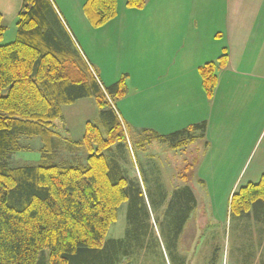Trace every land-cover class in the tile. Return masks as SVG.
Wrapping results in <instances>:
<instances>
[{
    "label": "trees",
    "instance_id": "1",
    "mask_svg": "<svg viewBox=\"0 0 264 264\" xmlns=\"http://www.w3.org/2000/svg\"><path fill=\"white\" fill-rule=\"evenodd\" d=\"M147 0H126L143 8ZM88 21L101 26L117 14V0H85ZM0 15V39L4 33ZM16 37L0 43V264H116L120 254L141 248L147 230L138 184L106 153L125 140L111 107L128 92L125 78L100 86L86 69L73 38L51 0H22ZM82 62L84 60H81ZM228 62L224 47L215 61L198 67L208 98L217 72ZM85 67V68H84ZM93 98L99 121H86L82 136L61 139L62 107ZM203 137L205 123L158 134L145 131L139 143L158 141L180 148ZM36 150L35 161L12 165L14 154ZM84 155H80V153ZM164 232L175 237L195 203L187 185L176 190ZM130 230L122 242L106 238L123 202ZM231 215L264 221V174L230 195Z\"/></svg>",
    "mask_w": 264,
    "mask_h": 264
},
{
    "label": "rangeland",
    "instance_id": "2",
    "mask_svg": "<svg viewBox=\"0 0 264 264\" xmlns=\"http://www.w3.org/2000/svg\"><path fill=\"white\" fill-rule=\"evenodd\" d=\"M220 1L222 0L216 1L213 14L204 21L211 32H218L220 29L223 32L227 17L231 15V11L225 14V0ZM51 2L74 44L78 46L79 37L87 43L97 35L98 43L92 47L93 50L87 46V54L83 49L81 51L92 68H97L96 71L100 72L105 85L122 77L129 87L133 86V82L137 83L136 80L132 81V77L143 72L142 65L138 64L143 60L141 47L148 39L141 30L146 32V29H150L142 18L151 19L150 8L132 9L126 5V0H117V17L124 22L113 25L108 30L103 25H92L78 7L77 0ZM250 12V9H244L245 14ZM261 17L264 18L262 15ZM130 19L136 20L129 21ZM259 26H255V32L249 38L241 59L239 51L232 49V63L224 70H218V80L222 83L215 90L214 99L208 101L207 118H200V113H193L176 124L175 127H180L178 125L206 119L205 135L201 137L200 132L195 131L197 137L194 142L180 148L172 147L168 142L140 144L139 137L143 132L139 127H142V120L134 109L133 102H128L129 97L115 100L117 116L124 126L126 136L125 140L111 146L110 152L106 154L120 165L124 174L138 184L143 206L147 210L142 226L147 229L151 224V237L148 241L137 250L133 247V252L129 255L120 254L116 264H242L240 246L245 239L244 226L249 218L239 219L231 215L229 202L232 192L247 183H257L264 174V39H260L263 34L259 32V28L257 31ZM249 27L247 25V29ZM12 30L14 27L4 31L0 43H8L14 39L15 30ZM153 33L157 34L156 29ZM103 34L107 35L102 37ZM247 36V31L245 34L241 33V38L245 39ZM226 51L228 54V47ZM81 60L83 65L84 61ZM86 70L93 75L92 70ZM120 72L122 73L119 74ZM125 73L129 78L127 76L126 79ZM62 114L64 122L57 120L59 123L56 127L62 135L69 132L65 137L73 140L82 136L86 121L95 122L98 119L93 98L79 99L64 105ZM132 122L138 125L135 126L138 130L133 128ZM127 128L130 129V136ZM80 155L84 153L81 152ZM37 157L36 150L16 153L11 164L33 162ZM185 185L192 189L196 199L192 205L193 212L189 211L186 227L194 228L195 219L199 216L197 223L200 233L196 241L190 233L184 235L183 240H180L181 245L179 244L183 249H178L180 253L176 258L172 249L165 244H158L164 237L160 205L167 203L160 201L163 194L168 199L175 197H171L174 191ZM128 205V201L120 205L106 238L123 237L130 230V223L127 221ZM198 244V253L194 255Z\"/></svg>",
    "mask_w": 264,
    "mask_h": 264
},
{
    "label": "crops",
    "instance_id": "3",
    "mask_svg": "<svg viewBox=\"0 0 264 264\" xmlns=\"http://www.w3.org/2000/svg\"><path fill=\"white\" fill-rule=\"evenodd\" d=\"M84 1L77 0L76 2L82 10ZM216 1L147 0L143 10L150 8L152 16L151 19H146V17L142 18L150 28L146 29V32L141 30L144 33L143 35L148 37L141 47L143 60L138 64L142 65L143 72L142 74L136 73L135 77H132V81L136 80L137 82L136 84L133 82L132 87L134 90H132L131 86L129 87L126 81L128 92L121 98L129 97L128 102H133V107L139 113L140 120H142V127H139L141 132L154 131L158 134L165 135L189 127L200 121L205 123L206 131V119L175 127L180 120L184 117L189 118L193 113H200L202 116L200 118H207V114H209L208 101L214 99L215 90L222 83L219 80L217 81L213 96L208 98L201 86L198 67L206 62L215 61L222 53L223 47H228V62L224 68H221V70H224L232 63V49L239 51L240 59L244 55L248 41L251 39L253 32H255L256 25H260L257 27V31L260 29L259 32L264 35V18L261 17V15L264 17V12L262 13L264 10V0H225V14L227 11H231V15L229 18L227 17L228 21L224 25L223 32L220 28L218 32H211L204 21L208 20L207 17L213 14ZM21 5L22 0H0L1 25L4 27V30L9 27H14L15 31L12 30L14 31L13 34H15L14 39L16 37L15 22ZM244 9H250L251 12L245 14ZM117 15L118 11L116 16L103 25V27L106 26V29L110 30L111 26L123 23L124 20L118 18ZM84 17L87 18L86 15ZM84 17L82 18L83 20ZM134 20L136 19H130L129 21ZM247 25L250 26L248 29ZM155 29L157 34L153 33ZM246 31L249 33V36L245 37V39L243 37L241 38V33L245 34ZM106 35L103 34L101 36L105 37ZM263 35L260 37L261 40L264 39ZM78 43L80 50L83 49L87 54V46L93 50L92 47H95L98 43V37L96 35L87 43L81 41L79 37ZM155 58L157 59L155 60ZM93 66L95 67V63ZM96 74L102 84L105 85L106 83L102 81L103 79L98 70ZM125 74L127 79L128 74ZM115 81H117V78L107 83L108 85L106 86L113 84ZM240 85H243V83H240ZM114 105H116L115 101ZM153 116L158 117L152 119L151 117ZM98 121L99 111L98 119L95 122ZM61 122H64V116ZM131 124L133 128L138 126L133 122ZM136 130L138 129L136 128ZM129 131L130 129L127 128V133L130 136ZM68 133L65 135L60 133V138H66L65 136ZM192 194L195 199L193 191ZM248 218L249 220L244 226L245 239L242 240L240 246L242 264H264V221L254 219L252 210ZM198 227L199 225L197 223L194 228H188L185 223L179 232V242L188 233L196 241L200 233ZM199 246L200 244L196 246V253H193L194 255L198 253ZM178 249L182 251L183 248L179 246Z\"/></svg>",
    "mask_w": 264,
    "mask_h": 264
},
{
    "label": "flooded vegetation",
    "instance_id": "4",
    "mask_svg": "<svg viewBox=\"0 0 264 264\" xmlns=\"http://www.w3.org/2000/svg\"><path fill=\"white\" fill-rule=\"evenodd\" d=\"M177 192H176V190L174 191V193H173V195H171V197L172 196H175V194H176ZM167 202L166 204H162V205H160V208H161V211H162V217H163V219H162V223H163V234H164V237L161 239V240H159L158 241V239H157V241H158V244H159V246H161V244H165L167 247H169L170 249H172L173 251H174V253H175V257L177 258L178 257V248H179V244H180V242H179V240H178V237H179V233H178V235L177 236H175L174 238L173 237H167L166 236V234H165V232H164V229L165 230H167L166 229V224H167V222H168V218L167 217H170L169 215H168V208H169V205H170V203H171V201H172V198H170L169 197V199H168V196L166 195V194H163V196L161 197V203L162 202ZM169 201V202H168ZM191 211V213L193 212V208H191L190 209ZM146 214H147V210H146V212H145V216H144V218H143V221L145 220V218H146ZM128 221V220H127ZM186 222H187V220H186ZM185 222V223H186ZM195 225L194 226H196L197 225V218L195 219V223H194ZM182 227L183 226H180V228L182 229ZM150 228H151V224L149 225V228H147V229H145V230H147V233H146V236H144V239H143V244L146 242V241H148V238L149 237H151L150 236ZM114 241H118V242H123L126 238H127V233L123 236V237H116V238H114V237H111Z\"/></svg>",
    "mask_w": 264,
    "mask_h": 264
},
{
    "label": "built area",
    "instance_id": "5",
    "mask_svg": "<svg viewBox=\"0 0 264 264\" xmlns=\"http://www.w3.org/2000/svg\"><path fill=\"white\" fill-rule=\"evenodd\" d=\"M76 46H77V45H76ZM77 48H78L79 52L81 53L82 59L84 60V62H85L86 65L88 66V68H89L90 70H92L93 76L97 79V81L99 82L100 86L102 87V83H101L100 80L98 79V76L95 74L94 69L92 68L91 64H90L89 61L86 59V57L84 56V54L82 53V51L80 50V48H79L78 46H77ZM107 98H108V101H109L111 107H112L113 110L115 111V113L118 114L117 109H116V107H115L113 101H112L109 97H107Z\"/></svg>",
    "mask_w": 264,
    "mask_h": 264
}]
</instances>
